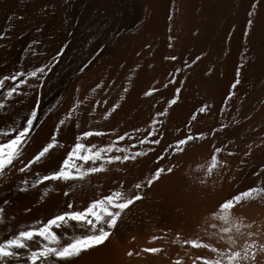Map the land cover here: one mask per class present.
Listing matches in <instances>:
<instances>
[{"label": "bare ground", "instance_id": "obj_1", "mask_svg": "<svg viewBox=\"0 0 264 264\" xmlns=\"http://www.w3.org/2000/svg\"><path fill=\"white\" fill-rule=\"evenodd\" d=\"M252 2L0 0V31L8 28V15L22 17L11 22L8 39H0V75L51 63V57L67 41L65 52L46 69L48 75L41 86V119L37 121L40 127L32 137L25 159L45 140L58 117L71 106L73 98L83 103L78 108L79 116L58 133L63 143L73 142L79 131L89 129L103 131L106 135L89 137L86 144L103 145L125 131L133 136L128 144H135L136 137L148 131H153L160 141L151 145L153 151L147 156L120 165L124 172H116L113 166L107 173L93 175L74 196L70 194L67 198L63 196L66 185L55 184L56 191L38 203L40 186L33 189L30 184L19 183L25 178L30 181L31 175L15 170L9 172L6 179L0 178V208L4 209L5 218L13 217L11 226L43 218L63 207L65 199H74L83 207L96 192L107 193L109 188L115 187L113 180L123 179L127 190L153 168L156 154L162 153L167 157L163 163L171 161L179 166L145 190L144 199L130 207L116 234L103 247L85 253L72 264H170L163 253L125 255L128 250L136 252L144 247H162L167 257L177 252L183 255L182 250L171 243L176 234L183 238L197 234L196 226L214 210L217 201L253 185L257 178L251 173L264 164V0H256L255 9H251ZM250 10L251 17L248 16ZM248 19L253 23L245 36ZM33 40L40 43L32 44ZM26 48L30 50L25 51ZM171 56L176 59L165 58ZM196 56H200V60L193 64ZM85 64L89 67L80 73L79 69ZM237 65L240 66V82L225 103L230 85L237 79ZM101 81V87L90 94L89 90ZM21 87L31 94L12 98L6 112L0 113V126L10 123L13 117L23 118L32 103L35 93ZM149 87L156 91L145 97L143 92ZM121 94L123 100L119 99ZM86 95H89L87 101L84 100ZM174 95L175 103L167 106ZM118 100L119 107L109 119H101L102 113ZM53 104L56 108L44 116ZM93 105L95 111L89 117ZM204 105H208L206 112L197 113L196 119L190 121L191 114ZM166 106L167 115L157 117L161 123L149 129L151 117L157 111H164ZM77 120L79 129L75 126ZM221 123L226 127L220 128ZM135 128L143 129V134H133ZM212 128L218 131L213 133ZM199 132L205 134L204 139L189 142L183 154L163 153L176 138ZM117 143L125 146L124 141ZM222 143L236 153L232 157L218 154L219 158L229 161L234 171L222 173V181L213 183L209 179L206 185L198 184L196 178L201 177L202 172L194 171L196 165L209 159L213 145ZM247 145H251V153L244 158L247 163L238 168ZM140 147L137 145V149ZM64 151L66 149L53 151L43 165L32 171L55 166ZM229 177L234 179L229 181ZM20 187H27V191H19ZM4 200L10 203L5 205ZM25 208L30 211L25 212ZM235 212L249 220L260 221L264 219V204L251 202L237 207ZM153 235L164 239L149 242ZM199 251L207 254L205 250ZM258 259L264 264V257Z\"/></svg>", "mask_w": 264, "mask_h": 264}, {"label": "snow or ice", "instance_id": "obj_2", "mask_svg": "<svg viewBox=\"0 0 264 264\" xmlns=\"http://www.w3.org/2000/svg\"><path fill=\"white\" fill-rule=\"evenodd\" d=\"M256 7V0H253L251 9ZM252 15L253 12L250 10L248 16L251 17ZM14 19L21 20L22 17L15 14L8 15L6 19L8 28L0 31V39H8L7 33L12 27L11 22ZM252 23L253 21L248 19L244 29L245 36H247ZM36 31L39 32L40 29L37 28ZM38 43H40L38 40L32 41V44ZM66 45L67 41H64L51 57L49 64L42 63L40 66L29 68L27 71L17 69L11 73L0 75V113L6 112L14 96L27 97L31 94L23 90L21 86H25L35 93L23 118L13 117L10 123L0 126V178L6 179L7 174L13 170L16 173L30 174V181L25 178L19 183L25 186L30 184L33 189L40 186L38 203H42L50 192L56 191L55 184L66 185L63 189V196L67 198L70 194L74 196L75 192L82 188L93 175L107 173L112 170L113 166H115L116 172H124L125 169L120 165L147 156L153 151L151 145L160 143L155 138L154 132L148 131L146 135L136 137L135 144H128L133 136L125 131L123 134H116L114 140L103 145L86 144L85 141L89 137H104L106 135L105 132L95 129L79 131L71 143L61 142L58 133L63 126H67L70 120L79 116L78 108L83 103V101L73 98L71 106L66 113L58 117L45 140L38 146L37 150L25 159V152L32 144V137L40 127L37 121L41 119L39 114L41 86L45 76L48 75L46 69H50L51 64L57 62L65 52ZM29 50V48L25 49V51ZM35 54L33 51V55ZM23 58L21 57V59ZM165 58L176 59L175 56ZM199 60L200 56H196L192 63L195 64ZM88 67L89 64H85L79 69L80 73L86 71ZM185 67H189V65L185 64ZM239 76L240 66L237 65V79L230 85L227 96L224 98L225 103L233 96L232 89L240 82ZM180 82L183 83V81ZM102 83L103 81L90 89V94L99 89ZM76 91L78 92L79 88ZM123 91L126 92L127 87ZM154 91H156L155 88L149 87L143 92V95L145 97L150 96ZM179 91V88L175 89V92L178 93ZM88 99L89 95H86L84 100L87 101ZM119 99L123 100L124 96L121 94ZM175 101L176 96L174 95L167 101V106L173 105ZM17 102L22 103V101ZM167 106L164 111H157L151 117L150 123L147 125L149 129H152L157 123H161L157 117L167 115ZM95 107V105L92 106V111L88 113L89 117L92 116ZM118 107L119 100L112 103L102 113L101 119H109ZM55 108L56 105L53 104L44 113V116H47ZM207 108L208 105L197 108L191 114L190 121L196 119L197 113L206 112ZM221 111H223V106ZM75 126L79 129L78 120ZM225 127L226 125L221 123L220 128ZM111 131L115 133V129ZM216 131L218 129H211L213 133ZM135 133L143 134V129L135 128L133 134ZM204 135L203 132H199L194 135L183 136V138L178 137L173 145L163 149V153L171 151L172 153L183 154L185 146L189 142L203 140ZM150 137L151 139H149ZM119 141H124L125 146H118L117 142ZM137 145L142 147L137 149ZM246 147L248 150L243 153L238 168H242L247 163L244 158L251 153V145ZM59 149H66V151L57 159L55 166L45 168L42 171L39 169L35 172L32 171L34 167L43 165L50 158L51 153ZM221 153L226 157H232L236 154L234 151L228 150L226 144L213 145L209 159L203 164H197L194 169V171L202 172V176L196 178L198 184L206 185L209 179L213 180V183L222 181L224 179L222 173L227 174L230 170L234 171L227 159L219 158L218 154ZM165 159L167 157L162 153L156 154L152 161L153 168L142 179H136L135 182L131 183L127 190H125L123 179L113 180L112 184L115 187L109 188L107 193L96 192L93 197L87 200L85 206L81 207L76 204L74 199H65L63 207H59L43 218H33L27 224H18L16 227H12L13 217L7 216L5 218L4 209L0 208V226H3L0 227V264H72L74 260L79 259L85 253L103 247L116 234L125 218V213L130 210V207L144 199L145 190L158 183L161 177L172 174L174 169L179 166L171 161L165 164L163 163ZM251 174L257 178L255 183L242 190L231 192L217 201L214 210L196 226L197 234L188 238L181 237L179 233L176 234L171 243L177 245L182 250L183 255L177 252L175 256L167 257V253L162 247H144L136 252L128 250L125 255L139 257L142 253L152 255L163 253L166 258L170 259V264H186V262L187 264H261L258 258L264 257V219L260 221L249 220L235 212L237 207H243L251 202L264 204V164H261ZM228 179L231 181L234 177ZM45 182H48L46 187L44 186ZM18 190L24 192L27 191V187H20ZM9 203V200H4L5 205ZM24 211L29 212L30 209L25 208ZM200 233H203V236ZM158 239H164V237L153 235L149 238V242ZM199 250H205L207 254H200Z\"/></svg>", "mask_w": 264, "mask_h": 264}]
</instances>
